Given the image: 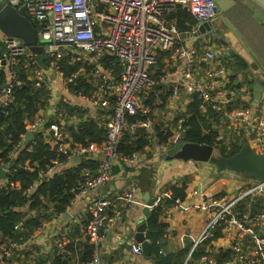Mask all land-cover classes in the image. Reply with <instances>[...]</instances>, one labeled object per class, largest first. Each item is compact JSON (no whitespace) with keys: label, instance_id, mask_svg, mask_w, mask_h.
Wrapping results in <instances>:
<instances>
[{"label":"built area","instance_id":"1","mask_svg":"<svg viewBox=\"0 0 264 264\" xmlns=\"http://www.w3.org/2000/svg\"><path fill=\"white\" fill-rule=\"evenodd\" d=\"M5 1L17 7L25 6L37 25L38 41L48 54L49 65L63 76L64 72L59 65L61 58L69 57L72 62H83L77 72L69 78L65 77L67 84L85 75L87 68H90L87 76L88 81L95 83L94 91L86 94L83 91H74L68 86L72 103L84 109L86 106L77 102V99H81L95 106L108 108L113 100L112 112L106 122V137L101 142L78 143L72 146L67 141L63 123L58 120H53L43 130L44 135L52 140L58 150V156L52 160L46 173L53 172L63 163L61 155H66L68 159L90 153L102 156L97 169L82 170L80 182L72 188L75 196L105 186L112 178L115 162L121 161L126 165L137 163L138 152L122 154L120 145L128 128L133 131L138 127H149L152 122L143 103L142 93L155 88L159 83L151 73L157 63L158 51H173L176 60L183 64L182 77L172 89L174 97L180 96L183 89L192 95L197 94L205 110L211 109L219 113L228 122L229 129L236 137L244 139L255 151H264V90L258 104H242L245 100L252 102V88L235 85L231 80V68L216 53L214 47L187 43L177 21L169 18L178 7L187 8L197 20L194 30L190 32L192 33L199 21H213L219 17L216 0ZM0 43L6 60L3 63L0 58V72H7L0 95L1 108L15 100L14 89L23 83L20 77L21 61L26 60L27 64L33 65V76L38 84L43 80V67L30 47L20 38L7 36L0 31ZM199 68L203 69V78L197 75ZM45 88L49 92L51 109L56 113L59 110L57 102L63 95L55 94L52 82L46 81ZM66 99L64 97L61 100L70 101ZM138 114L145 118L130 121L131 116ZM184 121V118L181 119L180 135L186 132ZM43 122L45 116L40 109L29 120L27 128L33 133L38 132ZM138 190V184L134 182L120 198L129 205L139 204L141 200ZM170 194L163 192L156 195L150 208L159 205L163 197ZM259 196H264V181H253L231 194L204 193L201 202L195 207L207 212L209 221L200 238L195 240L184 264L188 263L192 251L205 233L215 226L222 230L235 231L232 250L240 264H264V198L263 203L256 206L255 199ZM112 202L113 199L102 192L92 199L90 217L84 224V233L90 238L94 252L91 259L77 264H105L99 246L104 238V228L117 217V214L110 212ZM173 206L167 210L166 216L170 215ZM245 238L252 244L249 252L243 249ZM56 245L58 254L64 256L68 252L61 238L56 239ZM13 246V243L0 246V264H8L13 254ZM133 249L142 252L139 245H133Z\"/></svg>","mask_w":264,"mask_h":264},{"label":"crops","instance_id":"2","mask_svg":"<svg viewBox=\"0 0 264 264\" xmlns=\"http://www.w3.org/2000/svg\"><path fill=\"white\" fill-rule=\"evenodd\" d=\"M216 2L219 6L218 16L223 17L231 29L239 35L231 33L235 36V38L231 37L232 43L227 41L226 44H221L213 38L198 39L197 36L190 34L194 30V26L192 30L180 31L189 44L214 47L216 53L221 55L227 66L231 68L232 82L235 85L250 86L254 90L255 83L264 82V10L248 0H216ZM180 7L191 13L187 8ZM170 20L179 23L177 15L174 18L172 17V19L170 18ZM186 24H189V21ZM227 48L234 50V53L225 54L220 52ZM241 52L244 54H241ZM182 69L183 64L176 60L173 51L157 52V63L151 69V72L156 74L160 72L159 83L157 87L142 93L143 103L152 122L149 127H145V138L148 143L138 152L139 159L137 163L126 165L121 161L115 162L113 164L112 178L105 186L90 189L85 194L74 196L64 212L53 213L52 202L47 203L48 209L30 210L28 206L26 208L23 207L22 210L27 213V216L45 214L48 217L41 221L40 226L31 230L28 229L27 238L19 242L8 240L9 242L4 243L14 244L13 254L8 264H77L91 259L94 246L90 238L84 233V224L90 217L92 199L99 195L100 192L107 194L113 199L110 211L112 214H117L114 222L104 228V238L99 246L101 258L105 264H159L153 252L147 255L144 252L139 253L133 249V245L137 243L135 239L137 226L145 219L142 212V207L145 205L143 202L145 192L150 191L151 196H156L163 192L171 193L169 187L171 184L178 183L176 180L184 177L188 180L185 199L176 203L178 207L173 206L169 216L162 217L168 223V234L162 249L165 254H173L184 248H192L195 240L200 238L206 229L209 214L195 207L201 202L204 193L231 194L255 181L230 169L219 171L215 165L209 162H197L193 159L185 160L176 156L164 157L163 154L166 151L168 152L169 149L178 143H184L181 140L183 135L179 133V126L181 119L188 117L189 113L187 115L185 113H187L188 105L193 99V95L184 89L180 96L174 97L172 95L174 84L182 77ZM197 75L203 78V69L199 68ZM43 80L52 82L55 94H62L63 98L70 100L67 102H71L65 76L51 65L43 68ZM89 82L93 83V92L95 83L91 80ZM151 97L153 101L147 102L146 100ZM63 98H60V100ZM77 102L89 108L91 116L94 115L98 120L104 121L106 128L107 117L109 116L107 110L112 106L108 108L95 106L91 102H84L81 99H77ZM241 103L250 106L254 105L253 102L247 100ZM252 108L254 109L255 107ZM201 110L206 113V117L210 118L209 121L218 130L219 139L224 140L226 143L229 140H241V138L236 137L231 132L229 129L230 125L219 113L215 112L219 115L216 118L209 116L211 109L205 110L201 105ZM57 112L54 113L51 105L46 109L42 108L45 122L49 120V117H56L58 115ZM57 119L63 123V126L67 122L63 116ZM71 120H73L74 124L77 122L73 117ZM28 122L29 120H27ZM45 128V125H41L39 131H43ZM159 131H163V133L169 132L170 135L167 139L161 140ZM65 132L67 141L72 146L82 143L74 140L70 131L65 129ZM227 135H230L229 137L231 138H228ZM44 140L53 148L55 147L52 140L48 139L46 135H44ZM12 155L15 157L16 153ZM101 157V155L90 153L81 156L80 160H76V157L74 159L69 158L53 172L46 174L60 173L65 167L73 166L74 163H79L83 158H93L99 162ZM154 178L158 179V182L155 190L152 191L151 185ZM5 181L6 178H0L1 184L5 183ZM134 182L138 184V196H140L141 202L129 205L120 197ZM178 184L181 185L182 183ZM15 186L18 187L19 182ZM263 198L264 196H259L257 199L262 200ZM67 211L70 215L65 218ZM234 234H236L235 231L223 229L221 235L215 237L210 241V244L206 245L205 251L207 254L195 261V263L240 264L232 250ZM57 238H61L64 241L68 250L63 256L65 259L58 256L62 254L57 253ZM251 245L250 240L245 238L243 243L244 251L249 252ZM88 247L91 248L90 254H86ZM229 251L230 258L228 257L221 262L218 257L221 253Z\"/></svg>","mask_w":264,"mask_h":264},{"label":"trees","instance_id":"3","mask_svg":"<svg viewBox=\"0 0 264 264\" xmlns=\"http://www.w3.org/2000/svg\"><path fill=\"white\" fill-rule=\"evenodd\" d=\"M175 15L178 17L179 29L183 32L192 30L193 26L196 25V18L181 7H178L177 11L170 15V18H174ZM187 21H189V24H186ZM59 63L60 69L64 72L66 78L71 77L83 65L81 61L72 62L69 57L61 58ZM21 64L20 77L23 83L14 89L15 100L8 106L0 108V170L6 165L9 166L5 183H0V246L9 241L19 242L27 238L28 231L40 226L41 221L48 217L45 214L27 216V213L22 210L23 207L28 206L30 210L48 209L47 203L52 202L53 213L64 212L75 196L72 188L80 182L82 170L84 168L95 170L98 167L96 159L83 158L79 163L65 167L60 173L46 174L52 160L58 156L57 148H53L44 140L42 130L34 132V136L28 141H25V134L28 131L27 120L33 119L40 109L49 107V92L45 88V80L40 81L39 84L37 83L38 80L32 72L33 65L27 64L26 60L21 61ZM116 66L118 67L117 61ZM89 71L90 68H87L85 75L68 82L70 89L83 91L86 94L92 93L94 86L93 83L88 81L87 74ZM151 73L156 79L160 77V72L159 74ZM6 77L7 72L2 70L0 72V95ZM146 101L150 103L153 98L151 97ZM201 104L198 95H193L187 113H185L186 115L189 113L188 117L184 115L186 118L183 126L186 128V132L181 140L212 145L218 150L219 154L225 156L236 153L246 141L239 139L226 143L224 140L219 139L218 130L209 121L210 118L206 117V113L202 112ZM57 106L59 108L58 115L49 117V120L43 122V125L47 127L50 122L63 116L67 121L64 128L71 132L74 140L87 144L93 141L101 142L105 139L104 121L98 120L94 115L91 116L89 108L83 109L78 104L64 100H58ZM107 111L111 114L112 107ZM210 112L209 116L218 118L217 113ZM72 115L77 116L75 124L71 120ZM137 118L144 119L145 116L141 114L131 116L130 121ZM145 131V127H138L133 131L128 128L123 136L120 152L125 155L140 152L148 143L145 138ZM159 133L161 140L167 139L170 135L169 132L159 131ZM14 153H16L15 157L12 155ZM60 159L63 162L68 160L66 155H61ZM43 176H45V179H43ZM17 182H19L18 187L15 186ZM176 182L182 184H171L169 187L171 194L163 197L159 205L152 209L151 216L147 221L146 238L150 240L151 252L158 259L159 264H183L184 258L191 250V248H184L173 254H165L162 249L168 234V223L162 217H166L167 210L175 205L177 200H184L187 196L188 180L184 177L176 180ZM262 203L261 199L255 201L256 206ZM16 225L19 227L16 228ZM221 231L222 228L218 226L208 230L192 251L187 264H197L195 261L207 254L205 251L206 245L210 244L212 239L221 235ZM90 253L91 248L88 247L86 254ZM58 256L65 259L62 255ZM229 256L230 251L221 253L218 258L223 262Z\"/></svg>","mask_w":264,"mask_h":264},{"label":"water","instance_id":"4","mask_svg":"<svg viewBox=\"0 0 264 264\" xmlns=\"http://www.w3.org/2000/svg\"><path fill=\"white\" fill-rule=\"evenodd\" d=\"M256 4L262 10H264V0H248ZM217 11L219 13V6L217 4ZM0 31L10 37H17L24 41L29 47L32 53L35 54L41 67L49 65L48 54L44 52L43 46L38 41V29L35 21L28 14L25 6L17 7L5 0H0ZM236 32V31H235ZM230 25L221 16L213 21H199V25L196 30L193 31V36H197L198 39L213 38L218 40L221 44H226L227 41L232 43V36L235 33ZM221 53L233 54L234 50L231 48L223 49ZM238 53V52H237ZM241 54H244L241 52ZM246 56V55H245ZM0 58L5 63L4 52L0 43ZM264 90V82L254 84L253 99L254 105L258 104L262 98ZM34 136L31 130H28L25 134V141H28ZM215 148L209 144H202L196 142H184L178 143L173 148L166 151L164 157H180L185 160H195L197 162H209L216 166L219 171L230 169L235 172H239L244 176L254 179L255 181H264V151H255L248 142H245L242 147L234 154L225 156L215 152ZM80 156H76V160H80ZM9 166H7L8 168ZM7 168L0 170V178H6ZM45 179V176H43ZM158 179L154 178L151 185V190H155ZM155 196H151V192H145L143 196L144 206L142 212L144 214V221L138 224L135 234L137 243L135 245L140 246V250L149 255L152 249V245L146 238V230L148 225V219L151 216L152 209L150 204L154 201ZM70 213L67 211L65 218Z\"/></svg>","mask_w":264,"mask_h":264},{"label":"rangeland","instance_id":"5","mask_svg":"<svg viewBox=\"0 0 264 264\" xmlns=\"http://www.w3.org/2000/svg\"><path fill=\"white\" fill-rule=\"evenodd\" d=\"M3 1H4V0H3ZM229 136H230V135H227L228 138H231V137H229ZM215 152H216V153H219L218 150H215Z\"/></svg>","mask_w":264,"mask_h":264}]
</instances>
